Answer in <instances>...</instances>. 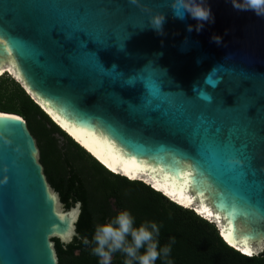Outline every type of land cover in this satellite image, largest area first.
<instances>
[{"label":"water","instance_id":"water-1","mask_svg":"<svg viewBox=\"0 0 264 264\" xmlns=\"http://www.w3.org/2000/svg\"><path fill=\"white\" fill-rule=\"evenodd\" d=\"M170 2L0 0V78L16 76L121 177L195 210L245 254L264 239V16L208 0L214 22L189 32L196 20ZM156 14L163 35L148 25ZM17 118L0 112V264H58L59 197Z\"/></svg>","mask_w":264,"mask_h":264},{"label":"trees","instance_id":"trees-1","mask_svg":"<svg viewBox=\"0 0 264 264\" xmlns=\"http://www.w3.org/2000/svg\"><path fill=\"white\" fill-rule=\"evenodd\" d=\"M0 112L26 121L37 144L43 174L65 209L80 205L75 233L87 237L90 243L85 245L76 235L70 243L52 238L58 264H98V257L91 252L95 228L124 209L135 217L134 226L145 221L163 224L160 246L169 237L176 238L170 256L173 264H264V251L252 257L242 255L223 241L214 223L176 205L143 182L129 181L105 170L52 122L12 78L10 83L0 78ZM56 135L64 139L63 145ZM125 258L117 252L111 264H124ZM156 264L162 261L157 259Z\"/></svg>","mask_w":264,"mask_h":264},{"label":"clouds","instance_id":"clouds-1","mask_svg":"<svg viewBox=\"0 0 264 264\" xmlns=\"http://www.w3.org/2000/svg\"><path fill=\"white\" fill-rule=\"evenodd\" d=\"M233 7L239 11H253L258 16H264V0H231ZM170 8L174 17L180 20L189 15L196 20V24L188 25L187 30L200 32L205 23H213L214 16L208 4V0H171ZM164 14H156L149 20V26L159 35H163ZM212 41L217 45L222 43V37L213 35ZM113 67H116L113 65ZM135 225V217L130 210L124 209L117 213L110 221L96 226L92 241L91 252L98 257V264H111L113 254L121 252L125 255L124 264H156L157 259L162 264H173L170 259L172 246L176 243L175 237H169L168 242L160 246L159 236L163 224L154 221H145L138 227ZM73 235L82 239L85 245L90 241L87 237H79L70 233L65 237V243L72 241ZM141 249L143 252L141 253ZM264 251V239L257 242L251 250L252 255Z\"/></svg>","mask_w":264,"mask_h":264},{"label":"bare ground","instance_id":"bare-ground-1","mask_svg":"<svg viewBox=\"0 0 264 264\" xmlns=\"http://www.w3.org/2000/svg\"><path fill=\"white\" fill-rule=\"evenodd\" d=\"M11 77H13L15 80L20 81L16 76L11 75ZM21 82V81H20ZM21 84L23 85V87L25 88L26 92L36 100V102L40 105V108L44 111L45 114L48 115V117L51 119L52 122H55V124H57V126H59V128L70 138L73 139V141L82 149L84 150L86 153L89 154L90 157L94 158L96 161H98L100 164H102L106 169H108L110 172H112L115 175H119V176H123L121 173H119L118 171H116L115 169H113L112 167H110L109 165H107L96 153H94L79 137H77L67 126H65L55 115H53V113L43 104V102L24 84L21 82ZM5 114V113H4ZM9 117H19L17 115L14 114H6ZM22 118V117H21ZM125 177V176H124ZM130 181H136V180H132L129 179ZM146 184V183H145ZM149 185V184H148ZM154 188V187H153ZM155 189V188H154ZM157 190V189H156ZM159 191V190H157ZM164 194V193H163ZM165 195V194H164ZM167 196V195H165ZM170 200L178 203L179 205L185 207L184 205L180 204L179 202L175 201L174 199L170 198L169 196H167ZM187 208V207H185ZM199 215V214H198ZM62 217H67L68 218V223H66L67 218H65V220L61 219V238L65 239V237L72 233V229H73V224L74 222L77 220L76 217L71 218L70 215H61ZM76 219V220H75ZM217 227L219 231V234L222 235L223 240L226 242V244L232 248H235L232 243L228 240V238L225 236V234L223 233V231L221 230L220 227H218L217 225H215ZM67 227V231H62L63 228ZM236 249V248H235ZM237 250V249H236ZM242 253V252H241ZM243 255H245L244 253H242Z\"/></svg>","mask_w":264,"mask_h":264},{"label":"rangeland","instance_id":"rangeland-1","mask_svg":"<svg viewBox=\"0 0 264 264\" xmlns=\"http://www.w3.org/2000/svg\"><path fill=\"white\" fill-rule=\"evenodd\" d=\"M11 78L14 79L13 77H10V76L6 77L5 79H7L8 82L10 83V79H11ZM15 81L21 84L20 81H17V80H15ZM21 85H22V84H21ZM5 86H6V85H5ZM22 86H23V85H22ZM10 89H11V87L9 88V90H10ZM24 89H25V88H24ZM56 138L59 140L60 145H63V144H64V139H63L60 135H56ZM59 202H60V200H59ZM60 207H61V215H65L67 210H65V209L62 208L61 203H60ZM78 208H79V206H78ZM77 214H78V212H72V213L70 214V216H71V218H73V217H76V218H77ZM75 220H76V219H75ZM75 222H76V221H75ZM211 223H212V222H211ZM72 233H74V228L72 229ZM73 238H74V235H73V237H72V240H73ZM61 242L65 243V239H62V238H61ZM111 263H112V259H111Z\"/></svg>","mask_w":264,"mask_h":264},{"label":"snow or ice","instance_id":"snow-or-ice-1","mask_svg":"<svg viewBox=\"0 0 264 264\" xmlns=\"http://www.w3.org/2000/svg\"><path fill=\"white\" fill-rule=\"evenodd\" d=\"M12 119H18V118L17 117H12ZM65 218H67V217H62L61 219L65 220ZM66 223H68V218H67ZM62 231L66 232L67 231V227L63 228ZM255 235H259V231L257 233H255ZM248 238H250V237H246V239H248ZM233 246H235V245H233ZM245 254L248 255V256H251L252 255L251 254V250H245Z\"/></svg>","mask_w":264,"mask_h":264}]
</instances>
